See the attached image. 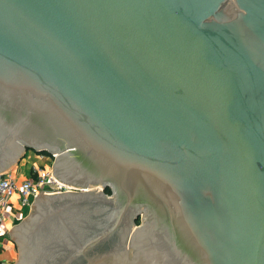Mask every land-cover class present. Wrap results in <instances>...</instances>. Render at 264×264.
I'll use <instances>...</instances> for the list:
<instances>
[{
  "label": "water",
  "instance_id": "water-1",
  "mask_svg": "<svg viewBox=\"0 0 264 264\" xmlns=\"http://www.w3.org/2000/svg\"><path fill=\"white\" fill-rule=\"evenodd\" d=\"M25 149L77 191L13 264H264V0H0V172Z\"/></svg>",
  "mask_w": 264,
  "mask_h": 264
},
{
  "label": "built area",
  "instance_id": "built-area-1",
  "mask_svg": "<svg viewBox=\"0 0 264 264\" xmlns=\"http://www.w3.org/2000/svg\"><path fill=\"white\" fill-rule=\"evenodd\" d=\"M51 160L54 154L48 155ZM49 167L31 166L29 176L16 182L7 174L0 172V223L10 215L11 200L15 196L16 203L20 207L30 206L32 202L42 194H57L62 192H74L76 188L68 186L56 180Z\"/></svg>",
  "mask_w": 264,
  "mask_h": 264
},
{
  "label": "crops",
  "instance_id": "crops-1",
  "mask_svg": "<svg viewBox=\"0 0 264 264\" xmlns=\"http://www.w3.org/2000/svg\"><path fill=\"white\" fill-rule=\"evenodd\" d=\"M31 156L33 155L27 156L24 163H21L22 167H17V165L15 169L11 168L7 171V174L16 182H19L29 176L31 166L48 167V165H50L47 161L48 159L43 156H36V158ZM14 198L15 196L11 200L10 215H7L6 219L0 223V264H7V262L11 261L13 258L14 244L12 243V245L11 241L8 239L7 232L8 228L11 227L12 221L19 218L23 208L16 203Z\"/></svg>",
  "mask_w": 264,
  "mask_h": 264
},
{
  "label": "rangeland",
  "instance_id": "rangeland-1",
  "mask_svg": "<svg viewBox=\"0 0 264 264\" xmlns=\"http://www.w3.org/2000/svg\"><path fill=\"white\" fill-rule=\"evenodd\" d=\"M26 152V153H25ZM25 153V154H24ZM24 153L19 157V159H18V161L17 162H15V163H13L8 169H7V171L9 170V169H15V167L17 166V167H22V164L24 163V161H25V159H26V157L27 156H29V155H33V156H31V157H35L36 158V156L38 157V156H43L44 158H47L48 160V162H49V164H50V162H52V160L49 158V157H47V153H44V152H42V153H40V152H37V151H32V150H28V149H25V151H24ZM46 154V155H45ZM22 163V164H21ZM20 165V166H19ZM48 167H49V165H48ZM6 171V170H5ZM96 190H99V189H95L94 191H96ZM103 190L104 189H102V192H103ZM109 194L110 193H108L107 195L109 196ZM30 208H31V205L30 206H24L23 208H22V213H21V215L19 216V218L17 219V220H14V221H12V224H11V227H9L8 228V232H7V237H8V239L11 241V244L13 243L14 244V242H13V240L10 238V232L13 230V228L19 223V222H21L22 220H24L27 216H28V214H29V211H30ZM141 222V215H139V216H137L132 222H131V226H134V225H138L139 223ZM12 244V245H13ZM17 247L15 246V244H14V250H13V258H12V260L11 261H9V262H7V264H13V263H15V261H16V259H17Z\"/></svg>",
  "mask_w": 264,
  "mask_h": 264
},
{
  "label": "trees",
  "instance_id": "trees-1",
  "mask_svg": "<svg viewBox=\"0 0 264 264\" xmlns=\"http://www.w3.org/2000/svg\"><path fill=\"white\" fill-rule=\"evenodd\" d=\"M103 192H104L105 194H108V193H110V190H109L108 187H105L104 190H103Z\"/></svg>",
  "mask_w": 264,
  "mask_h": 264
},
{
  "label": "bare ground",
  "instance_id": "bare-ground-1",
  "mask_svg": "<svg viewBox=\"0 0 264 264\" xmlns=\"http://www.w3.org/2000/svg\"><path fill=\"white\" fill-rule=\"evenodd\" d=\"M95 189H98V188L97 187H95V188H89V190H92V191L95 190Z\"/></svg>",
  "mask_w": 264,
  "mask_h": 264
}]
</instances>
